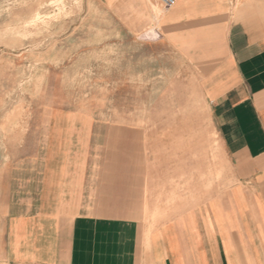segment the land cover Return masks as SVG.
<instances>
[{
  "label": "crops",
  "instance_id": "obj_1",
  "mask_svg": "<svg viewBox=\"0 0 264 264\" xmlns=\"http://www.w3.org/2000/svg\"><path fill=\"white\" fill-rule=\"evenodd\" d=\"M86 1L99 85L171 109L0 161V264H264V0Z\"/></svg>",
  "mask_w": 264,
  "mask_h": 264
},
{
  "label": "rangeland",
  "instance_id": "obj_2",
  "mask_svg": "<svg viewBox=\"0 0 264 264\" xmlns=\"http://www.w3.org/2000/svg\"><path fill=\"white\" fill-rule=\"evenodd\" d=\"M86 4L0 0L1 162L50 158L53 139L63 133L68 137L83 126L93 133L101 126L145 127L155 121L148 112L171 109L163 98H117L120 88L99 85V60L106 56L91 53ZM174 105V110H199L197 98H189L186 108ZM184 124L208 127L204 118H187Z\"/></svg>",
  "mask_w": 264,
  "mask_h": 264
},
{
  "label": "built area",
  "instance_id": "obj_3",
  "mask_svg": "<svg viewBox=\"0 0 264 264\" xmlns=\"http://www.w3.org/2000/svg\"><path fill=\"white\" fill-rule=\"evenodd\" d=\"M166 8L174 6L179 0H156Z\"/></svg>",
  "mask_w": 264,
  "mask_h": 264
}]
</instances>
